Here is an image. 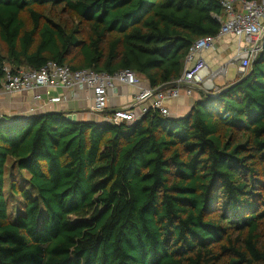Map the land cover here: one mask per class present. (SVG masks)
<instances>
[{
  "label": "trees",
  "instance_id": "16d2710c",
  "mask_svg": "<svg viewBox=\"0 0 264 264\" xmlns=\"http://www.w3.org/2000/svg\"><path fill=\"white\" fill-rule=\"evenodd\" d=\"M48 5L75 23L36 9ZM221 14L217 0H0V81L54 62L159 89ZM197 93L179 118L2 116L0 264H264V47Z\"/></svg>",
  "mask_w": 264,
  "mask_h": 264
},
{
  "label": "built area",
  "instance_id": "2783aa9c",
  "mask_svg": "<svg viewBox=\"0 0 264 264\" xmlns=\"http://www.w3.org/2000/svg\"><path fill=\"white\" fill-rule=\"evenodd\" d=\"M222 8V14L217 17L221 24L217 36H207L198 39L191 47L186 62L189 64L184 74L174 83L176 88L157 92L158 89L143 88L139 76L131 71H122L115 75L97 73L93 70L73 71L67 65L48 63L38 71H20L12 74L5 69L6 77L0 81V91L9 94L25 91L48 89L85 88L92 91L93 111L102 114L106 111L109 94L118 85L136 86L139 93L134 103L140 108L136 112L132 107L116 109L107 121L112 124L132 123L140 120L151 110L159 111L164 116H170L167 103L185 95L192 97L194 90H216L214 81L226 77L230 69H235L238 76L245 75L250 63L256 58L264 45V0L247 2L244 0H217ZM237 5L241 6L239 11ZM231 35L239 41V50L222 67L213 71L201 56L202 53L214 49L219 38ZM34 99L37 108L48 104L58 103L59 98L48 97L42 99L36 94Z\"/></svg>",
  "mask_w": 264,
  "mask_h": 264
},
{
  "label": "crops",
  "instance_id": "0c3cea01",
  "mask_svg": "<svg viewBox=\"0 0 264 264\" xmlns=\"http://www.w3.org/2000/svg\"><path fill=\"white\" fill-rule=\"evenodd\" d=\"M238 10L241 6L237 5ZM239 41L231 36L226 35L217 41L214 49L205 51L201 56L208 63L211 70L216 71L222 67L231 58L235 57L239 50ZM189 64L185 62L186 71ZM231 71V73H230ZM228 76L215 79L214 86L219 89L229 83H233L239 76L235 69H230ZM141 86L149 88V83L144 77H140ZM198 89L194 90L192 97L185 95L179 99L167 103L171 117L179 118L186 116L192 105L198 100ZM139 93V88L136 86L118 85L109 94L107 109L102 114H97L93 111V95L89 89L76 87L75 89H40L36 91H25L21 93L9 94L0 91V116L16 117L45 114V113H63L76 114L78 121H95L101 123L109 118L112 112L116 109L132 107L136 112H140V108L135 105V97ZM36 94L41 95L42 99L52 97L59 98L58 103L48 104L43 108L35 107L40 105V102L34 99Z\"/></svg>",
  "mask_w": 264,
  "mask_h": 264
},
{
  "label": "rangeland",
  "instance_id": "374dc122",
  "mask_svg": "<svg viewBox=\"0 0 264 264\" xmlns=\"http://www.w3.org/2000/svg\"><path fill=\"white\" fill-rule=\"evenodd\" d=\"M62 7L63 6L53 8L52 6L48 5L45 7H36V9L38 11L44 13L45 15L54 17L57 21H62L64 23H66L67 21L70 23H75V21H76L75 16L70 14V13H64L62 10ZM24 20H25L26 24L29 25V19L26 15H24ZM263 43H264V41H263ZM263 47H264V45H262V49L260 52H262ZM251 64L252 63H250V67H251ZM230 73H231V71H230ZM15 180H17V178H15ZM16 202H18V201L17 200L16 201L11 200L10 206L11 207L15 206ZM260 233L262 235L261 244L264 245V222L262 223ZM230 258H232V256L230 254H226L225 257L218 264H229Z\"/></svg>",
  "mask_w": 264,
  "mask_h": 264
},
{
  "label": "water",
  "instance_id": "95a60500",
  "mask_svg": "<svg viewBox=\"0 0 264 264\" xmlns=\"http://www.w3.org/2000/svg\"><path fill=\"white\" fill-rule=\"evenodd\" d=\"M253 63H254V60L252 61L251 67L253 66ZM176 87H177V85L175 83H170L168 85H165V86L159 88L157 92H161V91L176 88ZM32 116H34V115L31 114L28 117H32ZM66 117L69 121H71L73 123H76L78 121V117L76 114H67ZM0 118H2V116H0ZM101 123H109V121L105 120V121H102Z\"/></svg>",
  "mask_w": 264,
  "mask_h": 264
}]
</instances>
